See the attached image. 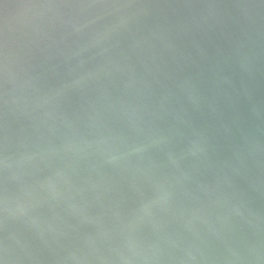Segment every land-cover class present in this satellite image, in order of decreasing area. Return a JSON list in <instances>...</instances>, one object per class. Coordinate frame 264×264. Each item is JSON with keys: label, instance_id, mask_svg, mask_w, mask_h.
I'll use <instances>...</instances> for the list:
<instances>
[{"label": "water", "instance_id": "1", "mask_svg": "<svg viewBox=\"0 0 264 264\" xmlns=\"http://www.w3.org/2000/svg\"><path fill=\"white\" fill-rule=\"evenodd\" d=\"M0 264H264V0H0Z\"/></svg>", "mask_w": 264, "mask_h": 264}]
</instances>
